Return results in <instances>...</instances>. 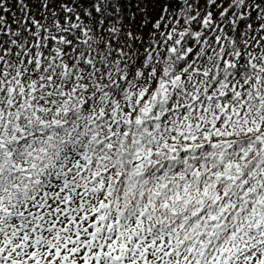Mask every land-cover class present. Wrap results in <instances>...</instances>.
Returning a JSON list of instances; mask_svg holds the SVG:
<instances>
[{
  "label": "snow or ice",
  "instance_id": "6c2138e0",
  "mask_svg": "<svg viewBox=\"0 0 264 264\" xmlns=\"http://www.w3.org/2000/svg\"><path fill=\"white\" fill-rule=\"evenodd\" d=\"M0 264H264V0H0Z\"/></svg>",
  "mask_w": 264,
  "mask_h": 264
}]
</instances>
